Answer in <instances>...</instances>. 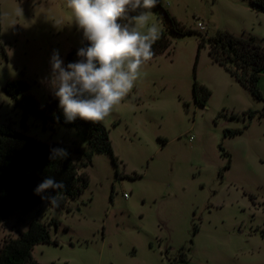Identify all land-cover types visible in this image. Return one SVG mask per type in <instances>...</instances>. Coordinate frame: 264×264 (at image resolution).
<instances>
[{
    "label": "rangeland",
    "instance_id": "obj_1",
    "mask_svg": "<svg viewBox=\"0 0 264 264\" xmlns=\"http://www.w3.org/2000/svg\"><path fill=\"white\" fill-rule=\"evenodd\" d=\"M158 1L149 23L160 31L169 29L164 8L206 39L227 29L264 41V12L251 0ZM61 19L57 27L53 20ZM169 35L170 47L142 66L134 88L101 121L118 165L95 152L82 169L90 177L84 191L62 209L43 199L28 213L17 210L0 224V251L37 218L58 241L34 246L45 264H264V100L214 61L206 43L196 76L212 93L206 105L196 102L200 35ZM85 41L66 0H0V122L40 142L70 145L77 162L87 145L83 129L44 125L29 114L23 130L21 118L24 107L47 110L55 98L42 82L53 52L65 66ZM17 78L30 83L19 105L4 91ZM259 86L264 94V73ZM228 129L241 132L225 135Z\"/></svg>",
    "mask_w": 264,
    "mask_h": 264
},
{
    "label": "trees",
    "instance_id": "obj_2",
    "mask_svg": "<svg viewBox=\"0 0 264 264\" xmlns=\"http://www.w3.org/2000/svg\"><path fill=\"white\" fill-rule=\"evenodd\" d=\"M251 3L258 10L264 11V0H251ZM157 4L160 5L159 1ZM162 9L169 21V29L161 31L160 39L153 45V57L165 52L170 47L172 39L169 31L177 34L198 33L200 35L193 81L196 102L206 105L212 93L206 85L198 81L196 76L200 51L206 43L209 45V54L214 61L228 70L242 85L249 88L256 98L264 100V94L259 86L264 73V41L259 40L253 34L238 35L227 29L218 30L215 35L206 39L196 29L186 27L168 9ZM87 44L88 42L85 41L81 46L73 48L65 58V66L77 61V50ZM4 88L19 105L17 95L30 89V83L23 78H17L9 80ZM29 99L34 105H38V100L33 95H30ZM47 105V110L24 107L21 118L22 129L27 130L28 128L29 114L39 118L44 125H64L83 129L87 145L81 151V161L74 160L70 145L59 142H40L24 131L0 122V224L17 210L21 209L28 213L39 204L43 199L34 194V189L48 177L65 185L56 194L58 206H51L57 209L65 208L69 199L76 198L89 185V174L82 169L91 163L95 152L109 153L115 165H118L109 129L103 123H93L79 118L72 123H67L62 109L58 106L57 98L49 99ZM247 113L249 116H253L257 112L250 110ZM259 116L263 117L264 111L260 112ZM239 132H241L240 129H228L225 135L233 136ZM54 148L66 149L67 158L50 159L51 149ZM221 149L225 153L222 146ZM226 155L230 157V153L226 152ZM230 162L226 168L230 167ZM41 195L46 196L48 193ZM44 242L58 243L57 239L52 237L48 226L37 218L33 219L29 228L22 232L19 238L11 239L4 244L0 251V264H45L39 262L32 252L36 244ZM181 260H186V257L182 256Z\"/></svg>",
    "mask_w": 264,
    "mask_h": 264
},
{
    "label": "clouds",
    "instance_id": "obj_3",
    "mask_svg": "<svg viewBox=\"0 0 264 264\" xmlns=\"http://www.w3.org/2000/svg\"><path fill=\"white\" fill-rule=\"evenodd\" d=\"M157 3L158 0H66L72 21L88 44L77 50V61L67 66L54 51L51 73L42 82L58 99L67 123L78 118L93 123L104 121L128 96L161 36L159 26L149 23ZM53 22L57 27L65 24L62 19ZM67 156L66 149H51L50 159ZM64 187L62 182L48 177L34 189V194L58 206L56 194Z\"/></svg>",
    "mask_w": 264,
    "mask_h": 264
},
{
    "label": "built area",
    "instance_id": "obj_4",
    "mask_svg": "<svg viewBox=\"0 0 264 264\" xmlns=\"http://www.w3.org/2000/svg\"><path fill=\"white\" fill-rule=\"evenodd\" d=\"M197 25H198L199 30L206 31L207 26H206V23L205 22L199 20L198 23H197ZM125 196H127L126 193H125Z\"/></svg>",
    "mask_w": 264,
    "mask_h": 264
},
{
    "label": "crops",
    "instance_id": "obj_5",
    "mask_svg": "<svg viewBox=\"0 0 264 264\" xmlns=\"http://www.w3.org/2000/svg\"><path fill=\"white\" fill-rule=\"evenodd\" d=\"M252 7H253V9H255V10H257V11H260V12H264V11H261V10H258L257 8H255L253 5H252ZM262 76H263V74H262ZM261 76V77H262ZM234 77V76H233ZM235 78V77H234ZM236 79V78H235ZM203 84V83H202ZM205 85V84H204ZM29 131V130H28ZM28 131H25V133L27 134V135H29L28 134ZM31 136V135H30Z\"/></svg>",
    "mask_w": 264,
    "mask_h": 264
},
{
    "label": "water",
    "instance_id": "obj_6",
    "mask_svg": "<svg viewBox=\"0 0 264 264\" xmlns=\"http://www.w3.org/2000/svg\"><path fill=\"white\" fill-rule=\"evenodd\" d=\"M4 91L6 92L5 88H4ZM7 93V92H6Z\"/></svg>",
    "mask_w": 264,
    "mask_h": 264
}]
</instances>
